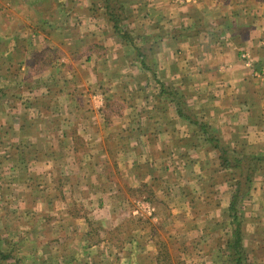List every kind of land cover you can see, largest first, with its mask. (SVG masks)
Returning <instances> with one entry per match:
<instances>
[{"label": "crops", "instance_id": "crops-1", "mask_svg": "<svg viewBox=\"0 0 264 264\" xmlns=\"http://www.w3.org/2000/svg\"><path fill=\"white\" fill-rule=\"evenodd\" d=\"M250 1L44 0L42 10L33 0H0L33 6L38 24L10 36L13 46L0 51L7 61L0 78V198L16 199L13 213L21 218L59 214L61 229L66 222L87 224L83 215L96 216L100 208L113 214L114 205L176 232L173 239L188 231L208 234L209 221L229 230L225 211L234 187L227 178L217 180L225 170L201 125L237 149L264 154V18L248 17ZM258 3L263 9L264 0ZM112 12L146 49L147 67L115 31ZM20 39L24 43L17 44ZM21 49L17 63L12 55ZM31 56L44 67L29 71ZM226 184L231 192L225 195ZM219 189L224 195L214 197ZM52 200L64 205L54 211ZM244 210V245L258 260L264 253V170ZM2 239L12 254L23 242ZM87 241L85 248L107 246ZM157 241L152 234L145 242L150 249ZM201 241L192 242L204 247ZM7 263L16 264L13 258Z\"/></svg>", "mask_w": 264, "mask_h": 264}, {"label": "rangeland", "instance_id": "rangeland-1", "mask_svg": "<svg viewBox=\"0 0 264 264\" xmlns=\"http://www.w3.org/2000/svg\"><path fill=\"white\" fill-rule=\"evenodd\" d=\"M224 1L236 2L237 0ZM258 1L259 0L250 1L251 5L247 7V12L249 14L246 12L248 17L252 16V14L255 15L256 13V15H260L264 18V8L262 9L259 7ZM43 2L44 0H33L32 4L42 7L43 10ZM1 4L0 36L7 37L6 39H0V51L4 52L7 48L13 46V39L9 40L10 36L22 35L26 31H32L35 26H38V24L35 21V10L32 8L33 6L28 8H14L9 7L7 2H1ZM246 13L245 15L247 16ZM20 43H24L22 39L17 41V44ZM22 50L23 49H21V51L17 50L13 52L12 56L17 63H19L24 57V52ZM35 66H37V68L40 66V69H42L44 67V60H41V58L36 60L31 56L29 71L33 70L34 72ZM6 68V53H0V78L7 75ZM2 82L3 81L0 80V83ZM0 88L4 89L3 85H0ZM220 172L222 174V171ZM221 174L218 172L216 173V176H218L217 180L220 182L223 178L225 179L229 177L226 175L227 172H223L224 175ZM226 185L228 187L225 189V195L230 194L231 192L229 184ZM42 189H44V187H42ZM38 190L39 189H37V191ZM28 191L29 190L25 192ZM217 192L219 196L222 194L224 195L222 189H219V191H214V197ZM15 195L21 197L24 195V190H17ZM133 195H135V193ZM30 198L31 197L28 195L27 200L31 203L34 200ZM57 201L58 200H52V207H55V210L53 209L54 211H56V207L59 206L60 203V206L64 205L62 201L56 203ZM73 203L72 200H66L65 202L67 205ZM17 204L18 202L16 199L11 203L7 201L4 197V193L0 198V206L3 208V212L0 213V232H2L0 236L2 238L14 237L16 239L15 234L23 232L21 236L16 239L17 242L23 240L21 246L19 248L16 247V251H14L13 254L11 252L12 250H10L12 258L16 264H88V257H91L96 261L92 264H221L219 263L221 261L218 257V246L226 239L228 228L225 229V226L218 227L212 221H209L208 223V234L188 231L182 239H173V237L177 235L176 232L171 233V231H162L160 225H154L148 222L149 219L143 218L140 220L138 215L131 216V213L125 214L120 208H116L114 205L111 206V208L114 209L113 214H106L110 208H107L106 210L100 208L96 216L93 215L88 217L85 214L83 215L84 219H87L89 222V224L88 222L87 224L85 223L86 226L84 223L83 226H74L69 225L66 222V228L61 229L56 225L57 221L60 220L59 214L46 213L41 217H35L33 215L28 216L27 218H21L22 216L13 213V211H16ZM136 205L137 202L131 203V207L133 208L137 207ZM73 208L78 210V207H73L72 205L70 209L73 210ZM81 211L82 210H78L79 213ZM89 218L90 220H88ZM53 219H55V222ZM198 219H200L199 222H201V218L199 217L195 218L194 222ZM60 221L63 222V220ZM140 221L143 223L144 221L146 222L141 224ZM41 222H43L44 226ZM138 226L141 228L144 227L145 229H138ZM187 226H193L190 225L189 220L187 221ZM202 226H205L204 223ZM88 232L92 233V238L95 242L99 241L98 243H100L102 240H105L107 246H104L102 243L101 246L96 248H85L84 246H86L88 242ZM152 234L158 235V241L156 242L157 246L148 249V244L145 241L147 238H150V235ZM16 236L18 237V235ZM201 237V242L205 243L204 247H198L192 242L195 241V238L201 239ZM108 243L110 244V247H108ZM143 243H145V248H139L138 245ZM178 243H181L184 247L179 248L177 245ZM211 244L215 246L211 247ZM9 247L10 246L3 245L2 248L9 252ZM181 251L185 254L186 259H183L182 256L180 257ZM198 251L200 252L197 253ZM248 255L249 264H264V253L261 257L258 256V260L255 259L256 257L252 256L253 254L249 251ZM156 258L158 259L157 261ZM3 264L8 263L5 262Z\"/></svg>", "mask_w": 264, "mask_h": 264}, {"label": "trees", "instance_id": "trees-1", "mask_svg": "<svg viewBox=\"0 0 264 264\" xmlns=\"http://www.w3.org/2000/svg\"><path fill=\"white\" fill-rule=\"evenodd\" d=\"M114 19L115 31L122 33L137 50L136 58L147 67L146 60L148 55L146 49L138 46L135 39L128 35V32L122 29L121 19L117 13L110 14ZM233 25H229L230 27ZM244 33V32H243ZM242 35V34H241ZM1 91V89H0ZM202 130L207 134V140L213 145L218 152L219 167L227 172V180L234 187L232 199L229 208L225 211V217L229 220V230L226 239L219 244L218 257L221 264H249V255L244 245L245 239V210L244 202L250 196L254 179L257 174L264 169V154L249 153L246 150L237 149L230 142L221 137V133L213 129L210 125H201ZM83 210V208L81 209ZM227 227V226H226ZM88 239L93 241L92 233L88 232ZM99 242V241H98ZM96 242V243H98ZM4 241L0 236V264H3L12 258L11 252L4 250ZM218 262V261H217ZM216 264V263H215Z\"/></svg>", "mask_w": 264, "mask_h": 264}, {"label": "built area", "instance_id": "built-area-1", "mask_svg": "<svg viewBox=\"0 0 264 264\" xmlns=\"http://www.w3.org/2000/svg\"><path fill=\"white\" fill-rule=\"evenodd\" d=\"M245 54V53H244Z\"/></svg>", "mask_w": 264, "mask_h": 264}]
</instances>
